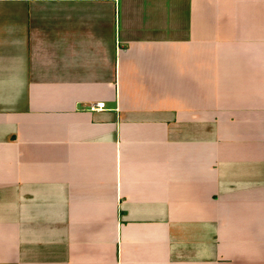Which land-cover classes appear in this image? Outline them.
Instances as JSON below:
<instances>
[{
  "label": "crops",
  "instance_id": "obj_1",
  "mask_svg": "<svg viewBox=\"0 0 264 264\" xmlns=\"http://www.w3.org/2000/svg\"><path fill=\"white\" fill-rule=\"evenodd\" d=\"M0 264H264V0H0Z\"/></svg>",
  "mask_w": 264,
  "mask_h": 264
}]
</instances>
